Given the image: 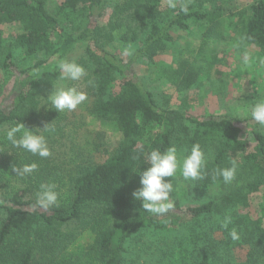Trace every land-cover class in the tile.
<instances>
[{
    "label": "trees",
    "instance_id": "obj_1",
    "mask_svg": "<svg viewBox=\"0 0 264 264\" xmlns=\"http://www.w3.org/2000/svg\"><path fill=\"white\" fill-rule=\"evenodd\" d=\"M108 2L0 0V71L5 81L15 87L8 101L0 104V136L21 122L35 131L30 123L33 120L30 109H37L46 99L45 93L59 81V60L69 59L72 51L81 45L87 75L83 84L81 81L79 84L87 92V110L99 121L113 126L122 137L109 155L77 172L72 178L70 197L63 205L48 210L31 207L35 199L30 198L28 189L10 195L0 193L3 201L0 203V264H60L57 261L60 233L49 231L82 221L87 211L91 216L101 214L102 220L91 250L93 264H124L131 239L146 233L158 236L180 233L181 227H187L188 223L183 225L187 217L195 220L196 228H186L189 237L195 239L187 240L190 251L185 264H219L222 252H229V245L213 239L208 229L210 224L221 226L224 216L231 212L236 215L231 228H236L247 243L264 246L260 220L234 212L249 207L250 196L264 188V127L252 123L250 116L251 107L264 100V96L244 106L243 117L232 113L194 116L183 109L160 104L133 70L138 57L153 59L164 52L173 43L174 32L187 30V22L191 20L209 25L207 36L214 35L212 28L223 21L222 8L217 4L208 8L216 0H199L196 6L187 3L186 14L178 7L164 13L162 0H126L123 7L113 12L115 22L109 28H101L99 21ZM121 17L127 21L121 22ZM7 25L19 26L21 32L5 39L2 27ZM230 27L239 33L242 46L255 47L264 59V0H254L251 14L231 21ZM107 38H119L126 45L139 42L140 48L134 57L125 59L107 47ZM22 55L29 58L40 55L43 59L18 65ZM203 70L202 66L185 62L178 69H164V76L179 91H184L196 84ZM115 85L119 91L111 96L110 90ZM197 143L206 154L207 164L205 179L192 181L193 192L205 193L209 201L201 200L197 206L184 209L182 205L186 201L178 200L165 216L143 212L142 203L132 194L140 187V175L134 171L147 168L145 156L154 149L164 151L175 145L177 155L185 157ZM231 159L239 164L235 180L230 185L224 184L222 178L213 181L215 170L230 166ZM105 217L114 223L106 225ZM183 244L178 240L166 244L151 257H156L159 264L174 263L176 259L171 254H175V247H184ZM228 257L225 256L230 260ZM259 258L264 264V255ZM62 259L63 264L82 261L80 256L75 262ZM174 264L184 263L178 259Z\"/></svg>",
    "mask_w": 264,
    "mask_h": 264
},
{
    "label": "rangeland",
    "instance_id": "obj_2",
    "mask_svg": "<svg viewBox=\"0 0 264 264\" xmlns=\"http://www.w3.org/2000/svg\"><path fill=\"white\" fill-rule=\"evenodd\" d=\"M198 1L178 0V5L193 3L196 6ZM125 2L126 0H109L99 21L101 28H107L108 25L110 27V24L115 22L116 19L112 14L116 8L123 7ZM253 2L254 0H216L214 4L209 3L208 8H213L215 4L222 8L223 21L221 25L212 28L214 35L207 36L209 29L207 24L193 20L187 22L188 29L174 32V41L164 52L159 53L153 59L140 56L135 60L133 70L136 77L144 87L155 94L163 106L180 108L188 114L200 117L227 113L240 117L245 116L244 106L250 101H255L258 96H264V59L260 57L259 50L255 47L242 46L240 35L230 27V22H236L241 15L251 14ZM161 3L162 11L168 13L171 9L166 6L165 0H162ZM143 11L147 13V10ZM119 20L122 22L125 19L121 17ZM2 28L5 39H10L12 35L21 32L20 27L16 25H7ZM106 43L111 51L120 54L125 59L134 57L140 48L139 42L126 45L119 38H115V40L107 38ZM126 48L132 50L131 56L122 54ZM245 50H250L252 53L248 65H244L241 61ZM19 58L18 65H22V62L32 64L43 59V56L35 55L29 58L22 55ZM72 59L84 65L86 58L83 46H77L72 51L69 60ZM185 62L193 63L197 67L202 66L204 70L193 87L179 91L165 79L164 69H178ZM83 80H81L82 84ZM81 83L58 81L54 86L75 85L81 91H85V87ZM54 86L45 93L46 99L53 93ZM14 91V84L6 82L3 72L0 71V104L8 101ZM118 91L119 86L115 85L111 88L110 95H115ZM46 99L42 104H39L37 109H30L29 114H32L33 120L30 123L37 132H39L38 129L43 130L46 124L53 123L52 126L55 130L43 133L48 138L52 155L46 159L32 156L30 153L13 148L6 141L4 135L0 136V193L10 195L20 189H28L30 198L35 199L39 185L51 182L57 185V191L60 193L57 205H63L70 197L72 178L77 175V172L100 162L117 148L122 137L113 126L99 121L87 110L89 99L74 111L62 113L52 110ZM177 156L178 161L182 163L184 156ZM33 162L37 163L38 169L31 176L23 178L16 176L17 174L13 171L14 165L19 166V164ZM165 179L174 180L172 177ZM174 184L178 185L174 194L175 203L178 200H185L186 202L182 205L184 209L197 206L202 202L201 200L208 202L210 199L201 191L193 192L192 181H184L179 169ZM234 212L248 215L253 220H260L264 228V188L259 193L250 196L249 207L238 208ZM89 213L90 211H87L82 221L65 225L61 229L58 228V231L53 229L49 231L60 233L58 236L61 241H57L59 245L57 261L60 264L65 263L63 257L67 259L66 261L75 262L78 256L82 258L78 264H93L90 257L91 250L102 220L99 218L101 214L91 216L92 214ZM230 216L234 218L236 215L231 212ZM105 219L107 220L104 222L106 225L114 223L110 217H105ZM183 225L187 227H181L180 231L182 232L171 234L172 236L169 235V232L161 233L163 234L159 235L161 239L155 233L141 234L131 239L127 248L129 254L124 264H159L156 262V257L151 256L160 252L166 244L169 246L176 243L177 240L184 242V247H175V254L171 255L176 260H183L185 264L187 260L189 261L190 251L187 248V240L195 239L192 236L189 237L188 230L195 229L196 222L192 217H187L183 220ZM211 225L208 233L212 235L213 239L229 245V252L226 254L222 252L223 258L219 264H262V259L259 257L264 255V246L247 243L240 235L238 241H233L228 235L232 229L230 225L228 229L219 224ZM198 231L196 229V232ZM196 237L201 238L198 234ZM227 255L230 260L225 258ZM252 260H255L256 263H253ZM174 263L172 261L170 264Z\"/></svg>",
    "mask_w": 264,
    "mask_h": 264
},
{
    "label": "clouds",
    "instance_id": "obj_3",
    "mask_svg": "<svg viewBox=\"0 0 264 264\" xmlns=\"http://www.w3.org/2000/svg\"><path fill=\"white\" fill-rule=\"evenodd\" d=\"M169 9H177L183 13L189 11L187 3L178 5V0H165ZM124 56L133 54L130 48H126L122 53ZM252 53L245 50L241 61L248 65L251 61ZM58 80L61 82L72 81L79 82L86 75L87 71L84 66L75 59H61L58 62ZM89 84H93L89 81ZM88 99L87 93L81 91L77 86H54L53 93L46 99L52 110L59 113L74 111L78 106ZM251 122L264 127V100L256 102L250 109ZM53 123L46 124L43 130L39 132L29 130L24 123H16L10 127L4 134V138L13 148L20 149L37 156L41 159L49 158L52 151L49 147V141L43 133L53 132ZM178 149L175 145L167 147L164 151L154 149L145 156L147 165L146 170L138 172L140 175V187L133 192V198L142 203L143 212H148L154 216H165L175 208L174 194L178 185L174 184L177 178V171L180 170L184 181H199L205 179L204 169L207 164L206 154L200 144H193L189 153L183 158L182 163L178 161ZM239 168L238 161L231 159L230 166L217 168L212 176L213 181L222 178L223 183L230 185L236 178ZM38 169L37 163L19 164L13 166V171L17 177L31 176ZM172 177L174 180L169 181L165 178ZM60 193L57 191L55 183H41L38 191L35 193V203L31 206L42 210H48L59 201ZM0 203H3L0 200ZM232 223V217L225 215L221 221V227L228 229ZM233 241L240 239L236 228L228 232Z\"/></svg>",
    "mask_w": 264,
    "mask_h": 264
}]
</instances>
